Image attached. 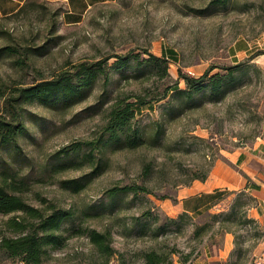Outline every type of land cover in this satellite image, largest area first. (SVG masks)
Segmentation results:
<instances>
[{
	"label": "rangeland",
	"instance_id": "1",
	"mask_svg": "<svg viewBox=\"0 0 264 264\" xmlns=\"http://www.w3.org/2000/svg\"><path fill=\"white\" fill-rule=\"evenodd\" d=\"M60 11V4L42 0L33 11L0 17V113L14 89L50 79L80 61L126 53L142 58L144 51L160 56L166 49L175 52L176 61L168 60L162 77L107 67L105 89L98 79L84 100L68 107L23 105L25 131L17 137L23 155L11 163L26 180L19 193L31 205L44 207L43 198L71 209L75 217L74 230L65 231L70 235L43 264H143L142 253L150 249L166 257L161 264H174L179 256L188 254L190 261L221 246L226 232L233 238L228 264H250L264 231L248 216L252 203L241 190H222V209L214 212L231 213L229 220H213L208 213L170 216L162 202L173 201L180 186L209 172L226 153L264 140V0H108L73 25L61 21ZM188 71L196 77L205 71L229 73L231 81L218 95L195 93L189 105L176 106L172 119L160 114L163 101L138 109L134 123L146 128L148 141L132 149H113L109 143L99 175L78 191L61 186L62 180L90 170L56 164L76 143L98 139L111 103L134 99L131 94L151 99L175 82L185 88L179 75L191 76ZM102 91L107 102L88 109ZM6 155L0 149V177ZM134 183L149 192L129 194L110 209L106 190ZM9 215L0 214V237L9 234L4 228ZM205 223L209 226L196 234ZM91 228L110 231V254L99 253L90 242L86 233ZM0 264L22 263L0 252Z\"/></svg>",
	"mask_w": 264,
	"mask_h": 264
},
{
	"label": "trees",
	"instance_id": "2",
	"mask_svg": "<svg viewBox=\"0 0 264 264\" xmlns=\"http://www.w3.org/2000/svg\"><path fill=\"white\" fill-rule=\"evenodd\" d=\"M39 1L42 0H25L14 13L33 11L34 5ZM144 52L147 56L142 58L136 54L126 53L125 55H110L92 62L80 61L72 64L69 69L58 71L50 79L18 87L14 89V93L5 98L4 108L0 113V149L7 154L8 159L2 158L1 160L0 214L11 215L4 220V228L9 234L0 237V252L3 257L18 258L22 264H43L51 250L60 248L64 244L70 235H64L65 231L68 232L70 228L74 230L72 223L75 217L71 209L57 207L54 203L43 198L41 200L45 204L44 207L34 206L27 203L19 193L23 190L26 180L24 177H18V173L13 171L11 163L17 161L15 156L23 155L17 142V137L25 131L22 120L23 105L37 102L43 105L52 104L54 107H68L84 100L99 80L102 81L103 90L105 89L110 78L108 70H106L107 67L116 72L123 73L125 70L122 68H125L135 73L144 71L162 77L167 73L168 60L176 61V54L172 49H166L160 56ZM111 57L115 59L111 64H108L107 60ZM132 60L135 62L132 63ZM179 76L182 77L185 88H180L175 82L169 87H165L159 96L151 99H145L140 94H131L134 99L127 100L124 97L111 103L104 115L105 122L101 126L102 133L98 139L76 143L65 153L66 159L62 163L56 164V166L64 168L86 165L90 170L78 178L62 180L61 186L78 191L88 181L99 175L106 164L103 150L109 143L113 145V149H132L146 143L148 141L146 128L134 123L138 109L145 106L151 107L152 103L163 101L160 103V114L172 119L176 116V106L179 104L189 105L195 93L207 90L212 95H218L225 91L231 81L229 73L208 75V71H205L198 77L183 73ZM104 95L105 93L102 91L97 101L88 109L92 111L100 109L107 102L103 100ZM82 146L87 147V150L84 151ZM79 150H83V152L75 159L76 156L73 157L72 154H76ZM94 150L97 154L94 153ZM207 174L208 172L200 177L193 176L190 179L204 180ZM144 191L149 192L143 184L112 186L106 190L108 207L113 210L121 205L127 195L135 196ZM240 192L253 203L254 198L251 195L243 190ZM220 194L221 198L222 191ZM166 197L167 195H162L159 198ZM179 214L180 216L186 215L185 212ZM208 214L213 220L218 217L229 220L231 217V213L226 214L223 211L209 212ZM205 226H209V224L205 223L198 228L196 234ZM86 234L99 253H111V233L108 229L91 228ZM188 256V254L179 256L178 261L186 263L189 261ZM165 258L162 253L154 249L142 253L143 264H161ZM167 264L172 263L168 262Z\"/></svg>",
	"mask_w": 264,
	"mask_h": 264
},
{
	"label": "crops",
	"instance_id": "3",
	"mask_svg": "<svg viewBox=\"0 0 264 264\" xmlns=\"http://www.w3.org/2000/svg\"><path fill=\"white\" fill-rule=\"evenodd\" d=\"M25 0H0V17L15 12ZM61 5L60 19L65 24H78L92 7L108 0H45ZM243 190L254 200L247 209L264 231V140L226 153L212 164L204 180L194 179L180 186L173 201L162 202L170 216L185 212L200 216L222 209L220 191ZM233 238L224 233L222 244L206 249L193 260L174 264H228L233 255ZM250 264H264V235L254 246Z\"/></svg>",
	"mask_w": 264,
	"mask_h": 264
},
{
	"label": "built area",
	"instance_id": "4",
	"mask_svg": "<svg viewBox=\"0 0 264 264\" xmlns=\"http://www.w3.org/2000/svg\"><path fill=\"white\" fill-rule=\"evenodd\" d=\"M189 72V74H191V75H193L194 73L193 72H191V71H188Z\"/></svg>",
	"mask_w": 264,
	"mask_h": 264
}]
</instances>
